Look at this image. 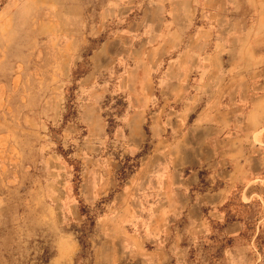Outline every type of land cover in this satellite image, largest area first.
<instances>
[{
    "label": "rangeland",
    "instance_id": "1",
    "mask_svg": "<svg viewBox=\"0 0 264 264\" xmlns=\"http://www.w3.org/2000/svg\"><path fill=\"white\" fill-rule=\"evenodd\" d=\"M0 264H264V0H0Z\"/></svg>",
    "mask_w": 264,
    "mask_h": 264
}]
</instances>
